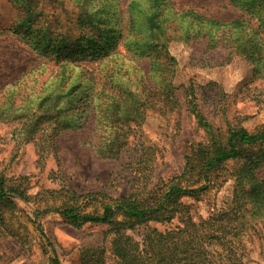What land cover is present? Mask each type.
I'll list each match as a JSON object with an SVG mask.
<instances>
[{
  "label": "trees",
  "instance_id": "16d2710c",
  "mask_svg": "<svg viewBox=\"0 0 264 264\" xmlns=\"http://www.w3.org/2000/svg\"><path fill=\"white\" fill-rule=\"evenodd\" d=\"M11 1L19 13L8 31L44 61L5 89L0 122H18L15 133L36 142L42 156L56 153L57 138L65 132L81 135L80 142L101 159L120 158L131 138L141 148L132 164L137 184L129 195L61 187L48 190L52 199L36 206L38 215L57 212L74 227L107 225L118 264H242L244 238L264 225V175L258 174L264 168V124L252 131L240 124L217 130L193 89H186L187 109L207 141L191 146L179 175L154 184L153 147L146 145L142 125L148 111L180 109L173 81L178 61L170 51L175 40L198 41L206 53L225 52L227 61L243 58L256 78H264V0H229L243 14L229 22L171 7L168 14L175 18L161 17L155 10L159 0H148V8L132 0L127 17L117 23L98 15L105 7L93 0H69L72 9L64 0H52L49 9L44 0ZM136 59H148L149 71ZM229 179L234 181L230 202L193 220L182 199H198ZM28 188L26 177L0 173V232L23 246L4 212L16 208V198L37 203ZM176 218L172 228L149 226ZM138 226L145 227L142 240L127 233ZM53 254L51 264H62L54 249Z\"/></svg>",
  "mask_w": 264,
  "mask_h": 264
},
{
  "label": "rangeland",
  "instance_id": "374dc122",
  "mask_svg": "<svg viewBox=\"0 0 264 264\" xmlns=\"http://www.w3.org/2000/svg\"><path fill=\"white\" fill-rule=\"evenodd\" d=\"M93 1L98 2V8L105 7L98 15L117 23L127 17L132 0ZM44 2L49 9L52 0ZM64 2L69 9L73 8L69 0ZM142 3L147 8L152 6L148 0ZM169 7L177 12L191 9L225 22L243 15L229 0H159L155 10L161 17L174 19L173 14H168ZM18 13L13 1L0 0V96L22 78L26 70L44 61L8 31ZM120 49L125 53L123 47ZM204 49L198 41L175 40L170 44V51L178 61L173 81L179 87L181 106L167 113L148 111L142 125L146 145L153 147V184L179 175L191 146L207 141L205 130L187 109L186 89H193L201 111L217 130L225 131L230 125L240 124L252 131L264 124V78H256L253 65L243 58L227 61L225 52L206 53ZM135 61L149 71L148 59ZM18 125V122H0V173L9 178L26 177L28 192L36 197L37 203L16 198V208L4 212L10 229L19 233L26 244L23 246L13 236L0 232V264H51L53 249L62 264H118L112 254L113 235L107 225L87 223L74 227L60 213L38 215L36 206L52 199L48 190L61 187L79 193L103 191L113 197L129 195L137 184L132 167L141 152L137 139H130V148L120 158L109 160L95 156L90 147L80 142L81 135L65 132L57 138L56 153L51 151L42 156L36 142H26L15 133ZM258 174L263 176L264 168ZM233 194L234 181L229 179L219 189L213 188L198 199L186 196L182 200L197 221L207 217L214 208L226 206ZM56 202L58 199L55 205ZM176 224L177 218L169 224L151 222L149 226L165 230ZM144 231L145 227L138 226L127 233L142 240ZM244 241L246 257L242 264H264V225L258 226Z\"/></svg>",
  "mask_w": 264,
  "mask_h": 264
}]
</instances>
